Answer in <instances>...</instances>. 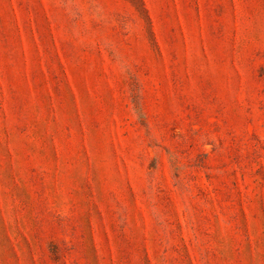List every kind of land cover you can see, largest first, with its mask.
Instances as JSON below:
<instances>
[{
	"label": "rangeland",
	"instance_id": "1",
	"mask_svg": "<svg viewBox=\"0 0 264 264\" xmlns=\"http://www.w3.org/2000/svg\"><path fill=\"white\" fill-rule=\"evenodd\" d=\"M0 264H264V0H0Z\"/></svg>",
	"mask_w": 264,
	"mask_h": 264
}]
</instances>
